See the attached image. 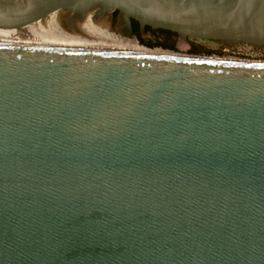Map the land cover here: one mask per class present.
<instances>
[{
    "label": "water",
    "instance_id": "water-1",
    "mask_svg": "<svg viewBox=\"0 0 264 264\" xmlns=\"http://www.w3.org/2000/svg\"><path fill=\"white\" fill-rule=\"evenodd\" d=\"M92 8L264 46V0H0V264H264V61L34 24Z\"/></svg>",
    "mask_w": 264,
    "mask_h": 264
},
{
    "label": "rangeland",
    "instance_id": "rangeland-1",
    "mask_svg": "<svg viewBox=\"0 0 264 264\" xmlns=\"http://www.w3.org/2000/svg\"><path fill=\"white\" fill-rule=\"evenodd\" d=\"M96 11L97 8H92L89 11H87L82 17H79L78 14H71L66 10H58L56 11V13L55 12L52 13L47 18L48 21L50 22L53 20L51 23L56 30L79 35V31H80L79 26L81 28V26H85L88 24L93 29L103 33L101 35L104 38L117 39L126 42H128V40L130 42L134 41L137 46L139 45L138 47H141L149 51H153V50L154 52L163 51L171 54H178L184 56L188 55V56H201V57H213V58H225V59L240 58L241 60L250 59L237 54L238 52L242 54L243 53L242 51L245 50L246 52V50H248V47H246L241 43L229 45L217 41L215 42V41L197 40L192 38H181L178 35L172 36L170 38L168 43L172 45L171 48H162L159 46L149 48L139 44L138 42L135 41L134 38L128 37L127 35L123 34L120 31L118 23L115 24V19H117V21H120L121 19L120 14H118L115 18L111 12L97 15ZM47 18L42 19L39 22L44 24ZM82 22L84 25H82ZM105 33L108 34L109 36H107ZM257 60H262V59H257Z\"/></svg>",
    "mask_w": 264,
    "mask_h": 264
},
{
    "label": "bare ground",
    "instance_id": "bare-ground-1",
    "mask_svg": "<svg viewBox=\"0 0 264 264\" xmlns=\"http://www.w3.org/2000/svg\"><path fill=\"white\" fill-rule=\"evenodd\" d=\"M56 13V12H55ZM63 15V14H62ZM79 16V15H78ZM63 17V16H62ZM46 19V18H45ZM41 21V20H40ZM53 21V20H52ZM51 21V22H52ZM60 21V19H59ZM50 21H48V18L46 20V22L44 24H42L41 22H35L34 24H37V25H41V26H45V27H48V28H52V29H55L52 25ZM65 22V21H64ZM75 22V21H74ZM63 23V22H62ZM92 23V22H91ZM60 24V23H59ZM80 25V24H79ZM82 25L83 22H82ZM70 29V28H69ZM79 35H82V36H86V37H90V38H95V39H99V40H102L106 43H108L109 45L111 46H114V47H117V48H120V49H123V50H127V51H131V52H135V53H139V54H163V53H167V52H154L153 51H149V50H146V49H143L141 47H138L134 41H129L126 42V41H120V40H117V39H109V38H104L102 37L101 32H98L97 30L93 29L90 25H85V26H79ZM106 34V33H105ZM107 36H109L108 34H106ZM127 40V39H126ZM151 50V49H150ZM167 51V50H166Z\"/></svg>",
    "mask_w": 264,
    "mask_h": 264
},
{
    "label": "trees",
    "instance_id": "trees-1",
    "mask_svg": "<svg viewBox=\"0 0 264 264\" xmlns=\"http://www.w3.org/2000/svg\"><path fill=\"white\" fill-rule=\"evenodd\" d=\"M131 34L132 36L135 37V39L137 40L139 44L149 47V48L156 47V46H159L162 48H171L172 45L169 44L168 42L172 36L176 35L169 31L153 29L147 26L141 30L137 22L133 23V29H132ZM144 35H149L150 38L144 37ZM263 59H264V54H263Z\"/></svg>",
    "mask_w": 264,
    "mask_h": 264
},
{
    "label": "built area",
    "instance_id": "built-area-1",
    "mask_svg": "<svg viewBox=\"0 0 264 264\" xmlns=\"http://www.w3.org/2000/svg\"><path fill=\"white\" fill-rule=\"evenodd\" d=\"M144 37L150 38L149 35H144ZM241 44H243L246 47H248V50H246V52H245V50L242 51L243 52L242 54L240 52H238L237 54L242 55L243 57L250 58V59H242V60L262 59V60H257V61H264V59H263L264 46H254V45L246 44V43H241ZM238 60H241V59L239 58Z\"/></svg>",
    "mask_w": 264,
    "mask_h": 264
},
{
    "label": "flooded vegetation",
    "instance_id": "flooded-vegetation-1",
    "mask_svg": "<svg viewBox=\"0 0 264 264\" xmlns=\"http://www.w3.org/2000/svg\"><path fill=\"white\" fill-rule=\"evenodd\" d=\"M113 15H114V17L116 18V16L119 14V13H115V12H111ZM135 21H133V20H131L130 21V23L128 24V23H126L123 19H122V17H121V19H120V21H117V19H115V24L116 23H118V26H119V29H120V31L123 33V34H125V35H127L128 37H133L134 38V36H132V34H131V32H132V29H133V23H134ZM140 27V26H139ZM140 29L142 30V28L140 27Z\"/></svg>",
    "mask_w": 264,
    "mask_h": 264
}]
</instances>
